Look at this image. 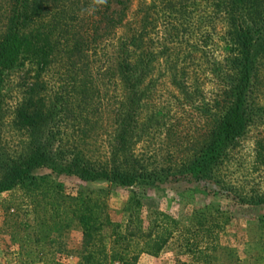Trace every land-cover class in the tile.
<instances>
[{
	"label": "rangeland",
	"instance_id": "rangeland-1",
	"mask_svg": "<svg viewBox=\"0 0 264 264\" xmlns=\"http://www.w3.org/2000/svg\"><path fill=\"white\" fill-rule=\"evenodd\" d=\"M4 1L0 0V23ZM140 1L133 0L130 17ZM144 2L151 6L148 18L155 24L151 28L155 56L141 86L143 97L132 150L150 166H168L189 154L208 127L212 99L223 76L229 25L211 0H179L173 7L163 6L160 0ZM96 60L92 73L101 89ZM63 72L61 64H55L39 74L35 64L20 60L1 74L0 145L19 162L33 159V144L40 135L37 127L20 120L19 108H49L56 92L67 99L70 111L65 117L59 110L55 117L57 139L75 150L83 149L93 161H103L109 154L113 88L108 86L103 107L95 101L93 111L86 114L78 100L83 74L76 76L80 83L73 89ZM259 132L264 133V125L240 138L218 168L216 181L184 178L142 186L133 194L108 189L102 180L85 182L56 173L51 177L62 182L68 192L106 191L112 222L105 229L107 236L126 226L136 236L144 235L160 222L162 214L177 223L178 230L157 256L140 253L134 264H264V205L240 201L241 196L264 192V168L256 165L253 155L254 136ZM32 172L39 175L49 169L34 167ZM129 217L132 223H128ZM209 227L211 231L206 232ZM182 229L198 231L194 241L203 253L194 256L186 250ZM81 239L76 221L67 224L48 209L34 208L22 186L0 193V264H78ZM106 242L110 246L108 237Z\"/></svg>",
	"mask_w": 264,
	"mask_h": 264
},
{
	"label": "trees",
	"instance_id": "trees-1",
	"mask_svg": "<svg viewBox=\"0 0 264 264\" xmlns=\"http://www.w3.org/2000/svg\"><path fill=\"white\" fill-rule=\"evenodd\" d=\"M132 2L5 0L2 7L0 77L20 60L35 64L39 74L61 64L63 76L73 89L80 83L76 76L82 73L83 90L78 100L86 114L93 111L96 102L103 107L108 86L115 92L113 142L103 161H93L83 149L75 150V146L57 139L55 129L59 123L55 117L59 110L65 117L70 112L67 99L59 92L49 108L24 106L18 110L23 123L40 131L33 144V159L19 162L0 145V193L20 185L34 208L48 209L67 224L76 221L82 235L78 264H134L140 253L157 256L178 226L162 214L160 222L144 235L136 236L126 226L122 231L113 229L107 236L105 229L112 222L106 191L93 188L68 192L62 182L51 177L52 173L74 175L85 182L102 180L108 189L133 194L142 186L184 178L216 181L218 168L238 146L240 138L264 125V0H211L226 15L229 27L223 76L212 99L208 127L193 150L173 164L150 166L137 156L132 146L143 97L141 86L155 56V40L151 36L155 24L148 18L151 6L144 0L130 17ZM176 2L179 0H160L169 7ZM94 60L99 61L101 89L93 78ZM253 155L256 165L264 168L263 132L254 136ZM34 167H46L49 172L37 175L32 172ZM240 201L264 205V192L241 196ZM127 221L132 223L130 217ZM180 233L188 252L194 256L204 252L194 241L197 230L182 229Z\"/></svg>",
	"mask_w": 264,
	"mask_h": 264
}]
</instances>
